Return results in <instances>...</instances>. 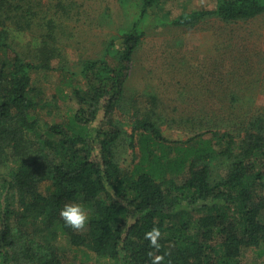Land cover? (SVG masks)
Returning <instances> with one entry per match:
<instances>
[{
  "label": "trees",
  "instance_id": "1",
  "mask_svg": "<svg viewBox=\"0 0 264 264\" xmlns=\"http://www.w3.org/2000/svg\"><path fill=\"white\" fill-rule=\"evenodd\" d=\"M119 1L127 20L104 45L103 57L82 61L85 83L73 91L75 113L43 122L33 73L65 60L59 43L72 33H60L64 26L48 16L52 9L62 15L51 2L0 0V52L7 53L0 57V264H86L67 259L61 235L71 247L114 264H264V103L253 97L264 96V81L243 89L214 75L209 88L217 80V100L230 97L234 113H189L174 121L189 131L185 146L167 145L156 96L147 118L128 134L116 115L130 99L135 56L161 0ZM259 16L264 0H216L212 9L160 21L193 28ZM27 33L30 53H19L16 36ZM125 135L136 154L129 170L119 149ZM219 162L226 164L223 175L214 172ZM69 203L90 214L82 232L60 217ZM154 228L160 233L155 245L147 238ZM248 255L256 259L248 263Z\"/></svg>",
  "mask_w": 264,
  "mask_h": 264
},
{
  "label": "rangeland",
  "instance_id": "2",
  "mask_svg": "<svg viewBox=\"0 0 264 264\" xmlns=\"http://www.w3.org/2000/svg\"><path fill=\"white\" fill-rule=\"evenodd\" d=\"M43 1L55 4L60 14L64 15L53 14L56 9L48 14L64 26L60 33H72L67 42L59 43L65 50V60L54 61V69L36 70L33 73L35 94L41 100L39 116L43 122H53L67 120L75 113L78 105L73 91L85 83L79 75L82 61L103 57L104 45L119 33L127 19L119 0ZM215 4L216 0H161L154 9L155 13L147 20L145 42L135 56L128 83L130 99L116 115V120L123 123L128 134H132L136 122L147 118V113L154 106L151 97L156 96L158 114L166 118L161 129L171 142L167 145L185 146L189 131L182 130L174 121L181 122L189 113L214 118L232 116L234 113L235 105H231L230 97L226 96L229 100L223 102L218 101L214 94L219 88L216 85L219 77L226 81L225 84L235 87L240 82L243 89L250 85L258 88L260 80L264 81V16L228 25L211 20L208 24L193 28H177L167 21L165 25L161 24L160 19L165 15L175 19L181 13L212 9ZM62 5L69 6L67 10L70 15L64 13ZM62 20H65V25ZM16 37L18 39L14 46L19 53H30L28 48L33 44L30 42L32 35L27 33ZM6 54L1 51L0 57ZM175 65L184 67L177 68ZM188 67L195 71L192 73ZM214 75L217 80L211 89L209 81ZM255 93L252 95L257 104L264 103V96L260 92ZM128 136H124L123 146L119 148L122 153L121 166L127 170L133 166L136 157ZM225 165L215 163V174H225ZM43 189H46V185ZM58 246L72 261L114 264L111 259L100 257L89 249L71 247L64 235L60 236ZM248 258V263H251L256 256L248 255Z\"/></svg>",
  "mask_w": 264,
  "mask_h": 264
},
{
  "label": "clouds",
  "instance_id": "3",
  "mask_svg": "<svg viewBox=\"0 0 264 264\" xmlns=\"http://www.w3.org/2000/svg\"><path fill=\"white\" fill-rule=\"evenodd\" d=\"M60 217L64 221L65 225L75 231H84L88 223V212L79 203L65 204L60 211ZM160 236L158 229H153L147 234V238H150L153 245L156 244L158 237Z\"/></svg>",
  "mask_w": 264,
  "mask_h": 264
}]
</instances>
